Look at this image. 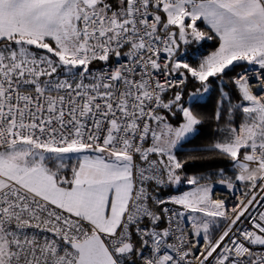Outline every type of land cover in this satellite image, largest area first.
<instances>
[{"label":"snow or ice","instance_id":"6c2138e0","mask_svg":"<svg viewBox=\"0 0 264 264\" xmlns=\"http://www.w3.org/2000/svg\"><path fill=\"white\" fill-rule=\"evenodd\" d=\"M0 264H264V0H0Z\"/></svg>","mask_w":264,"mask_h":264},{"label":"built area","instance_id":"2783aa9c","mask_svg":"<svg viewBox=\"0 0 264 264\" xmlns=\"http://www.w3.org/2000/svg\"><path fill=\"white\" fill-rule=\"evenodd\" d=\"M218 190H220V189H218Z\"/></svg>","mask_w":264,"mask_h":264}]
</instances>
